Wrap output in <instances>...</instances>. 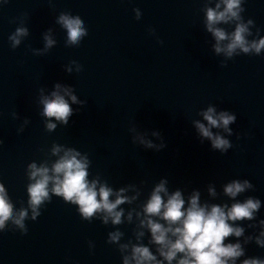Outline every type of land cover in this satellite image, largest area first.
I'll list each match as a JSON object with an SVG mask.
<instances>
[{
    "label": "water",
    "instance_id": "obj_1",
    "mask_svg": "<svg viewBox=\"0 0 264 264\" xmlns=\"http://www.w3.org/2000/svg\"><path fill=\"white\" fill-rule=\"evenodd\" d=\"M220 2L0 0V186L13 211L0 229V264H123L134 245L149 247L167 264L140 227L143 205L162 181L169 194L182 193L186 207L195 192L202 205L260 200L253 219L234 222L243 235L224 243L241 245L236 264L264 260L256 243L264 231V50L215 52L206 11ZM240 9L239 21L216 27L231 34L243 23L249 42L264 38V0H242ZM62 15L83 21L87 35L78 44L68 43ZM18 29L27 34L14 44ZM54 91L72 109L67 124L42 115L41 101ZM209 107L236 117L231 135L212 129L232 145L226 153L196 128L207 125L202 113ZM50 123L56 127L50 130ZM68 150L88 161L90 182L136 197L117 209L124 210L120 224H105L103 213L84 219L77 205L51 191V182L33 219L29 166L51 170ZM235 180L252 187L232 199L224 187ZM21 211L23 227L14 223ZM115 232L120 240L110 242Z\"/></svg>",
    "mask_w": 264,
    "mask_h": 264
},
{
    "label": "clouds",
    "instance_id": "obj_2",
    "mask_svg": "<svg viewBox=\"0 0 264 264\" xmlns=\"http://www.w3.org/2000/svg\"><path fill=\"white\" fill-rule=\"evenodd\" d=\"M241 3L242 0H221L215 9L208 8L206 11V28L216 40L215 52L217 54L224 52L226 56L231 57L239 49L245 54L254 52L259 55L264 50V38L249 42L246 37L250 33L247 25L243 23H237L235 31L231 34L216 27L220 23L239 21ZM221 5H223L222 11L220 10ZM136 17L140 18L139 11L136 12ZM58 23L66 30L67 41L70 44H78L87 35L83 21L78 17L62 15ZM26 34L25 29H18L11 39L14 44H19L18 37ZM45 40L46 47H51L54 43L48 37H45ZM225 41L227 43H224ZM56 87L59 89V85ZM65 95L70 97L72 103H76V97L72 96L70 91L65 90ZM41 103L43 105L42 115L49 118L54 117L67 124L72 109L59 91L52 92L50 97L43 98ZM202 115L207 125L196 124L200 135L211 141L213 149L226 153L232 145L221 135H214L212 129L222 128L231 135L228 126L235 122V115L223 111L217 114L212 107H209ZM55 127V124H48L50 130ZM141 143L144 141L141 140ZM148 146L151 147V144ZM60 151L61 149L56 148L54 154ZM78 157V152L68 150L57 160L51 170L44 166L37 168L35 164L29 166L30 178L34 181L28 187L29 204L34 213L33 219L39 215L38 206L48 197L51 182L53 185L51 191L66 202L77 205L84 219H91L95 214L103 213L105 224L109 220L113 225L120 224L124 210L117 209L122 204L131 203L136 197H127L124 194L125 189L114 192L106 185L98 186L95 180L90 182L87 179L88 161ZM250 187L252 185L247 180L243 182L235 180L224 187V193L235 199ZM209 191L215 195L213 190ZM113 196L115 199L111 200L110 197ZM185 203L180 191L169 194L165 182L162 181L154 188L143 205V219H140V227L150 232V242L158 246L156 250L163 261H167V264H172L173 261H176V264H236L237 259L244 255L241 245L239 243L225 244L224 241L230 236L239 238L243 235L244 229L235 226L234 222L253 219L254 213L261 206L260 200L249 198L243 203H233L231 207L206 203L202 205L199 193L195 192L189 197L187 207ZM26 214L25 211H21L14 219V223L23 227L22 221ZM136 215L140 217L139 212ZM10 218H13L12 205L3 186H0V229ZM131 219L132 213L130 212L128 220L131 221ZM261 225L264 226V221H261ZM121 235L120 232L111 233L110 242H118ZM143 235V232L139 233V236ZM260 237L257 238L256 243L264 247V231L261 232ZM127 247V245H121L122 250H127ZM123 264H162V261L157 259L149 247L134 245L131 249V256H125ZM243 264H264V260H244Z\"/></svg>",
    "mask_w": 264,
    "mask_h": 264
}]
</instances>
